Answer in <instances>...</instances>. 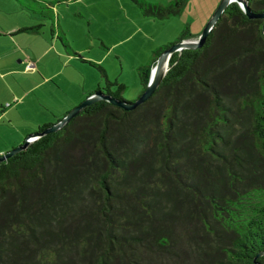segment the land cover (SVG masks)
<instances>
[{"label":"trees","instance_id":"obj_1","mask_svg":"<svg viewBox=\"0 0 264 264\" xmlns=\"http://www.w3.org/2000/svg\"><path fill=\"white\" fill-rule=\"evenodd\" d=\"M187 1L133 0L158 20ZM263 24L230 3L200 47L171 54L145 102L96 101L0 162V264H264ZM197 37L185 28L156 48L137 69L142 91L165 49ZM88 62L97 90L124 101Z\"/></svg>","mask_w":264,"mask_h":264},{"label":"rangeland","instance_id":"obj_2","mask_svg":"<svg viewBox=\"0 0 264 264\" xmlns=\"http://www.w3.org/2000/svg\"><path fill=\"white\" fill-rule=\"evenodd\" d=\"M143 1L164 5L170 0ZM220 1L188 0L179 14L165 20L142 15L133 0H65L63 5L55 7V12L59 14L70 46L85 61L89 59L101 65L110 81L122 83L125 86L122 98L133 101L142 92L138 67L149 61L154 49L176 41L185 28L190 35H199ZM58 46L52 44L49 52L50 68L55 75L53 82L44 87L48 89L47 94L41 92L44 88H36V95L25 100L29 103L24 101L18 110L0 116V149L10 150L16 141H23L26 135L36 132L37 119L46 118L53 124L62 117L60 111L67 109L68 112L82 102L80 90L84 82L91 90L97 85L104 86L105 80L95 66L87 63L69 66ZM13 77L21 80L24 75L14 73ZM70 95L76 98L64 103Z\"/></svg>","mask_w":264,"mask_h":264},{"label":"crops","instance_id":"obj_3","mask_svg":"<svg viewBox=\"0 0 264 264\" xmlns=\"http://www.w3.org/2000/svg\"><path fill=\"white\" fill-rule=\"evenodd\" d=\"M35 1H37V3L34 5V9L30 10L21 5L17 0H0V116L10 111L18 110L17 107H19L20 104L26 99L36 95V88H44L49 85V83L53 82L55 73H53L50 68L51 58L49 57L52 44L55 47L56 44H59L58 50L68 59L69 66H77L84 63L91 65L88 61L93 62L89 59L85 61L81 58L79 56L80 52L75 51L72 46L71 48L77 55L70 54L62 47L58 39V30L62 31L64 35L65 32L61 27L59 14L55 12V7L63 5L62 3H65V0ZM45 2H48V5H46ZM49 2H52V6ZM34 26H38L37 32L23 30V28ZM46 29L48 30L47 32L45 31ZM45 72L49 73L45 74ZM14 73L23 74L24 78L16 80L13 77ZM24 85H27V87ZM54 85L56 86L57 84L54 83ZM86 86L87 84L84 82L80 90L83 99L98 88L97 85L95 90H91ZM56 87L59 88L60 86L57 85ZM53 89L55 90V88ZM47 91L48 89L44 88L41 92L47 94ZM74 98L76 97L70 95L64 99V103H71ZM80 100L81 99H79V101ZM15 103H17L16 107H12ZM26 103H29V101H25V104ZM66 110L67 109L60 111L61 114L59 115L63 116L67 112ZM44 111L47 112L46 108ZM47 113L50 114L49 109ZM39 116L42 117L43 114ZM34 118L38 117L36 116ZM59 118L60 117H58L57 120ZM45 119L46 118L37 119L35 123H37L38 126L41 124H50L49 121H46L49 119ZM30 134L26 135L23 141ZM23 141L18 140L16 141L17 143H14L12 146H18ZM6 150L7 148L0 149V154L5 153Z\"/></svg>","mask_w":264,"mask_h":264},{"label":"water","instance_id":"obj_4","mask_svg":"<svg viewBox=\"0 0 264 264\" xmlns=\"http://www.w3.org/2000/svg\"><path fill=\"white\" fill-rule=\"evenodd\" d=\"M232 2H236L248 17L264 18V12L261 14L252 13L248 8L247 2L245 0H221L217 5V7L215 8V10L213 11L211 17L209 18L202 32L198 35L197 38L180 40L169 46L157 57L154 65L150 70L149 79L145 89L140 93V95L135 100L129 102L125 100L120 101L115 97H113L112 95L107 94L102 89L95 90L94 92L87 95L82 102H80L78 105H76L68 112H66L55 123L51 124L49 127L45 128L41 132H35L30 134L21 144L11 148L9 151H6L3 154H0V162H3L12 155L18 153L19 151L24 150L31 142V140L29 139L30 137L35 139L36 137H40L47 133L55 132L59 130L65 123H67L70 119H72L77 114H79L81 110H83L85 107L89 106L90 104L96 101L104 100L124 110H132L136 108L138 105L145 102L147 99L150 98V96L153 94L155 89L160 84L162 78L164 77L168 69V61L171 54L174 52H180L183 49H195L200 47L203 44L208 33L211 31L217 20L220 18L221 14L224 12L226 7ZM263 32H264V24H263Z\"/></svg>","mask_w":264,"mask_h":264},{"label":"built area","instance_id":"obj_5","mask_svg":"<svg viewBox=\"0 0 264 264\" xmlns=\"http://www.w3.org/2000/svg\"><path fill=\"white\" fill-rule=\"evenodd\" d=\"M29 67H30V66H29ZM7 105H8V104H7ZM37 138H38V137H36L35 139H37ZM29 139L31 140V142L35 140V139L32 138V137H30Z\"/></svg>","mask_w":264,"mask_h":264}]
</instances>
